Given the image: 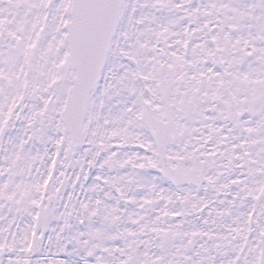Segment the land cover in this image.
Returning <instances> with one entry per match:
<instances>
[{"label": "snow or ice", "instance_id": "6c2138e0", "mask_svg": "<svg viewBox=\"0 0 264 264\" xmlns=\"http://www.w3.org/2000/svg\"><path fill=\"white\" fill-rule=\"evenodd\" d=\"M0 264H264V0H0Z\"/></svg>", "mask_w": 264, "mask_h": 264}]
</instances>
